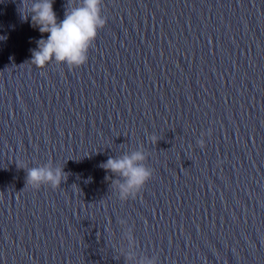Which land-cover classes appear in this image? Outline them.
Instances as JSON below:
<instances>
[{
    "label": "water",
    "instance_id": "obj_1",
    "mask_svg": "<svg viewBox=\"0 0 264 264\" xmlns=\"http://www.w3.org/2000/svg\"><path fill=\"white\" fill-rule=\"evenodd\" d=\"M21 7L0 0V264H264V0H103L73 69L30 62L49 34ZM137 150L153 176L122 201L100 165Z\"/></svg>",
    "mask_w": 264,
    "mask_h": 264
},
{
    "label": "clouds",
    "instance_id": "obj_2",
    "mask_svg": "<svg viewBox=\"0 0 264 264\" xmlns=\"http://www.w3.org/2000/svg\"><path fill=\"white\" fill-rule=\"evenodd\" d=\"M54 0H22V7H27V19L31 16L34 27L42 34H49L36 43L32 50L31 63L37 67H45L50 63L63 64L68 68H78L88 61V53L93 46L98 32L107 24L103 15V0H68L63 20H58L53 9ZM211 134L207 132L205 136ZM153 144L158 142L155 134L150 137ZM201 148L205 140L198 141ZM148 157L143 150L124 153L119 157H109L100 165L120 179L112 181V187L118 192L119 199L126 201L141 193L153 176V170L145 163ZM19 168L26 169V186L39 189L50 186L56 189L67 179L63 169L54 167L51 162L38 167H28L17 162ZM155 264V261H149Z\"/></svg>",
    "mask_w": 264,
    "mask_h": 264
}]
</instances>
